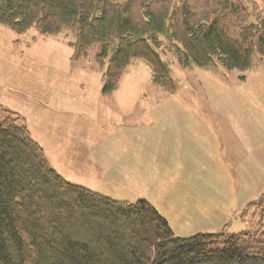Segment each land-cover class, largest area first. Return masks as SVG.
I'll list each match as a JSON object with an SVG mask.
<instances>
[{
	"label": "rangeland",
	"instance_id": "obj_1",
	"mask_svg": "<svg viewBox=\"0 0 264 264\" xmlns=\"http://www.w3.org/2000/svg\"><path fill=\"white\" fill-rule=\"evenodd\" d=\"M241 1L252 13L250 23L256 21L255 7L264 16V0ZM75 39L73 29L16 34L0 24V119L2 110L23 118L49 165L68 170L75 182L64 179L112 199L147 200L177 237L260 227L264 208L255 205L264 204V159L255 154L253 162H242L235 137L240 120L264 116L263 108L258 111L264 102V57L254 55L250 68L240 72L217 60L208 69L182 68L173 55L159 54L174 92L153 84L148 65L134 60L105 95L99 45L75 57ZM179 120L199 127L197 149L186 150L184 158L190 168L183 170L155 164L148 154V136L180 132ZM91 150L103 156L98 165L104 169L127 173L131 167L132 174L99 179L95 160L84 157ZM250 203L255 205L242 216Z\"/></svg>",
	"mask_w": 264,
	"mask_h": 264
},
{
	"label": "trees",
	"instance_id": "obj_2",
	"mask_svg": "<svg viewBox=\"0 0 264 264\" xmlns=\"http://www.w3.org/2000/svg\"><path fill=\"white\" fill-rule=\"evenodd\" d=\"M254 12L250 23L241 0H0V24L16 34L73 29L75 57L99 45L105 95L134 60L148 65L153 84L174 92L159 54L182 68L217 60L227 70L249 69L254 55L264 57V16ZM3 112L0 264H264V221L233 235L177 237L147 201H116L64 179L24 119Z\"/></svg>",
	"mask_w": 264,
	"mask_h": 264
},
{
	"label": "crops",
	"instance_id": "obj_3",
	"mask_svg": "<svg viewBox=\"0 0 264 264\" xmlns=\"http://www.w3.org/2000/svg\"><path fill=\"white\" fill-rule=\"evenodd\" d=\"M261 108H263L264 110V102L260 103L258 107V111H261ZM258 115L259 117L257 118V120H240V132L235 137L236 139L235 141L237 146L240 148L241 152L244 153V159H242V162H249V161L253 162V157L255 156V154L260 156L261 159H264V116H262L261 113L259 112ZM179 121H180L179 124L180 132L174 133L169 131V129H167V132L161 135L148 136V142H149L148 154L152 162H154L155 164H161L165 168L180 167L182 168V170L184 168H190L188 161L187 160L184 161V158H186V153H187L186 150L194 151L197 149L198 140L195 139L194 136L199 131V127L193 124L192 120H179ZM79 152L80 151H76L74 153L79 155ZM84 157L88 163H91V161L95 160L96 165H98L100 160L103 158V156L96 150L89 151L88 153L85 154ZM178 161H180V165L178 164ZM95 170H96L95 171L96 174L98 173L102 174L101 177H98L99 179L102 180H104L106 177L111 175L114 176L113 179H117L121 175L125 176L127 174H132L131 167H129V171L127 173H125L126 172L125 168H117V170H109V169H104L99 165L95 168ZM56 171L66 179L75 182L71 179L70 176L67 175L68 170L66 171L65 174L60 170H56ZM137 171L140 173L139 169H137ZM155 171L159 173L157 170ZM117 182H122V180L118 179ZM82 187L84 188L87 187V189L90 188L85 185H83ZM89 190L94 191L92 190V188H90ZM94 192L99 193L97 191ZM101 195L109 197V195H105V194H101ZM113 200L120 202H127V203H135L140 199H138L135 202H128L119 199H113Z\"/></svg>",
	"mask_w": 264,
	"mask_h": 264
}]
</instances>
